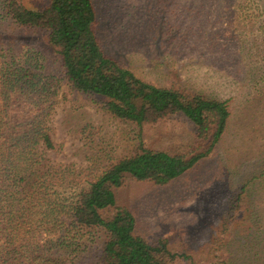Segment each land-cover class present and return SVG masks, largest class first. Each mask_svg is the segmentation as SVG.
I'll return each instance as SVG.
<instances>
[{
  "label": "rangeland",
  "instance_id": "374dc122",
  "mask_svg": "<svg viewBox=\"0 0 264 264\" xmlns=\"http://www.w3.org/2000/svg\"><path fill=\"white\" fill-rule=\"evenodd\" d=\"M23 1L33 8L48 2ZM247 1L92 0L100 42L120 65L153 85L227 101V128L197 166L164 186L128 179L115 192L116 206L135 215L136 234L165 239L191 258L176 264H264V8ZM9 45L12 54L27 46L47 60L44 33H20L0 18V69ZM96 102L61 86L49 123L54 148L46 156L79 172L80 184L140 142L183 153L195 140L181 115L139 127L115 120ZM257 175L252 207L231 220L224 210L236 185ZM254 209L261 219L258 239L247 237ZM84 257L68 264H94L92 254Z\"/></svg>",
  "mask_w": 264,
  "mask_h": 264
},
{
  "label": "trees",
  "instance_id": "16d2710c",
  "mask_svg": "<svg viewBox=\"0 0 264 264\" xmlns=\"http://www.w3.org/2000/svg\"><path fill=\"white\" fill-rule=\"evenodd\" d=\"M258 1L264 8V0L247 3ZM0 18L20 33H44L49 49L46 60L24 45L12 54L9 45V59L0 69V264H68L90 254L94 264L191 260L168 248L165 239L136 234L135 215L116 206L115 192L128 179L164 186L197 166L227 128V101L153 85L120 65L100 42L92 0H48L40 8L0 0ZM61 86L92 97L110 117L129 125L181 115L191 123L195 140L183 153L148 149L140 142L133 153L80 184L74 178L79 172L46 156L54 148L49 123ZM257 179L236 185L224 210L228 218L252 207ZM249 213L254 231L247 237L258 239L261 219L255 209Z\"/></svg>",
  "mask_w": 264,
  "mask_h": 264
}]
</instances>
